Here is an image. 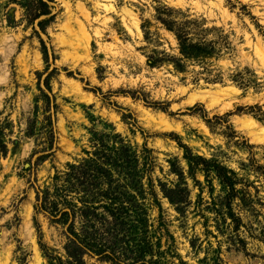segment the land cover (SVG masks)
Returning a JSON list of instances; mask_svg holds the SVG:
<instances>
[{
	"label": "rangeland",
	"instance_id": "obj_1",
	"mask_svg": "<svg viewBox=\"0 0 264 264\" xmlns=\"http://www.w3.org/2000/svg\"><path fill=\"white\" fill-rule=\"evenodd\" d=\"M39 1L0 0V264H264V0ZM85 203L118 262L69 256Z\"/></svg>",
	"mask_w": 264,
	"mask_h": 264
},
{
	"label": "trees",
	"instance_id": "obj_2",
	"mask_svg": "<svg viewBox=\"0 0 264 264\" xmlns=\"http://www.w3.org/2000/svg\"><path fill=\"white\" fill-rule=\"evenodd\" d=\"M40 6L47 8L48 4L45 3L43 0H40L38 2ZM48 11H43L41 15H48ZM36 16L35 18H37ZM181 39V38H180ZM186 41H183L181 39V51L185 55L188 56H194L199 57L201 54H204V51L201 49H197L196 46L190 45V47H186L185 44ZM84 177L86 176L85 173ZM232 184V183H230ZM94 185H90L88 192L90 191V188L94 190ZM48 193L44 195V198L42 200L41 210H43V207H46V200L48 199L47 196ZM115 200V199H113ZM86 208H84L82 212L83 218L85 220V223L81 229L82 234H78L74 230L76 213L74 210L71 212L69 211H54V214H58L61 216V219L63 222H69L72 218L73 221L71 225L69 226L70 231L72 232V239H70V246L67 248L68 254L70 257L74 258L75 261L81 262L82 257L86 254H95L100 256L102 259L107 260H114L115 262H118L119 256L117 255V244L119 243V236L121 233L122 227H124V218H123V212L125 209H122L120 211H116V209H113V207L110 205L109 207H105L106 210L112 215V219H108L106 217H101L98 221H100V226H98L95 223H92L91 217L98 219L99 215H96L97 208L90 206L89 203H85ZM142 222V219L141 221ZM65 224V223H63ZM122 240V239H121ZM112 252L111 254H107V252ZM141 253L143 252V249H140ZM144 254V253H143Z\"/></svg>",
	"mask_w": 264,
	"mask_h": 264
},
{
	"label": "bare ground",
	"instance_id": "obj_3",
	"mask_svg": "<svg viewBox=\"0 0 264 264\" xmlns=\"http://www.w3.org/2000/svg\"><path fill=\"white\" fill-rule=\"evenodd\" d=\"M263 45V44H262ZM260 54V53H259ZM199 92V91H198ZM208 93V92H207ZM201 95V99L202 100H206L207 99V95L206 94H200ZM208 101V100H207ZM206 101V102H207ZM209 102V101H208ZM209 106H211V103L209 104ZM249 121V120H248ZM206 130H208L206 128ZM250 134L253 135L254 137H264V129L261 128L260 124L254 120H251L249 122V130Z\"/></svg>",
	"mask_w": 264,
	"mask_h": 264
}]
</instances>
